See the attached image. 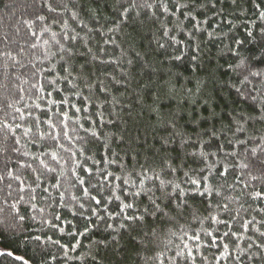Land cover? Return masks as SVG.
I'll return each instance as SVG.
<instances>
[{"label": "trees", "instance_id": "16d2710c", "mask_svg": "<svg viewBox=\"0 0 264 264\" xmlns=\"http://www.w3.org/2000/svg\"><path fill=\"white\" fill-rule=\"evenodd\" d=\"M262 13L264 0H0V264H264Z\"/></svg>", "mask_w": 264, "mask_h": 264}, {"label": "snow or ice", "instance_id": "6c2138e0", "mask_svg": "<svg viewBox=\"0 0 264 264\" xmlns=\"http://www.w3.org/2000/svg\"><path fill=\"white\" fill-rule=\"evenodd\" d=\"M133 6H135V5H133ZM144 7L151 9V8L153 7V5H152L151 3H145V4H144ZM177 7H179V6H177ZM164 10L167 11V8H165ZM127 11H128V9H125V12H127ZM186 15H191V14L188 13V14H186ZM261 15L264 16V13H262ZM164 35H165V36H169V33H168L167 30L164 31ZM65 38L67 39L68 37H65ZM72 39H75V37H72ZM170 39H171L173 42H177V41H176V37H174V36H173V37H170ZM160 46L163 47V45H160ZM179 58H180V57H176V59H179ZM193 59H195V57H193ZM236 67H237V68H244L245 70H247V69L249 68V65L247 64V62H246L245 60H241L240 63H239L238 65H236ZM249 75L252 76V77H259V76L261 75V73L258 72V71H249ZM244 79H245V80H248V77L245 76ZM242 82H243V81H242ZM102 90H103V89H102ZM253 98H254V97H253ZM72 107H75V105H72ZM77 110L79 111V109H77ZM49 123H50V121H49ZM238 130H240V129H238ZM29 131H30V129H25V130H24L25 135H27ZM64 135L67 136V132H65ZM51 139H52L53 141H55L57 138H56L55 136H53V137H51ZM241 143H243V142H241ZM255 151H256V149H252L253 154H255ZM52 159H53V160L56 159V153H52ZM40 163H41V165H44L45 168H47V165H45V162H44L43 160H41ZM77 166H80V165H77ZM83 170H84L85 172H90V171H91V170L88 169V168H83ZM49 171H55V169H49ZM227 172H228V166L225 167V169H224L223 172H220V175L223 176V175H225ZM186 175H187V174H186ZM104 179L107 180V177H104ZM146 179H150V177H148L146 174L141 175V178H140V184H141V185L144 184V182H145ZM156 179H159V177H156ZM202 179H203L204 181H206V180H207V177H202ZM252 179H255V177H252ZM80 182H81V183H84L83 180H81ZM129 183H130V181H129L128 179H125V180H124V184L127 185V184H129ZM161 183H163V181H161ZM190 183H191L192 185H195V186H196V190L198 191V190H199V187H200V185H201V179H195V178H194V179H191V180H190ZM93 187H95V186H93ZM176 187L179 188V185H176ZM83 191H84V194L87 195L89 190H88V188H85ZM212 191H213L212 189H210V188H208V187H205V188H204V191L201 192L200 195H201L202 197H203L205 194H207V195H212ZM139 194H140V193H136L135 195H139ZM216 194L219 195V193H216ZM252 196H253V198H264V192L256 191V192L252 193ZM61 198L63 199V193H61ZM21 199H23V197H21ZM72 199L75 200L76 197H72ZM91 199H92V200H95L96 204H98V205L101 203V201H100V200H97L96 197H91ZM115 199L120 200V197H119V196H116ZM13 207H15V206H13ZM81 207H83V205H81ZM132 207H133V205H132L131 203H127V204H126V203H123V202L121 201V204H120V210H121L122 212H123L125 209H129V208H132ZM158 207H159V205H157V208H158ZM92 214H93V215H96V211H95V209H93ZM19 219H20V220H23L24 217L21 216V217H19ZM56 219L59 220L60 217L57 216ZM127 219L131 220V219H133V217H127ZM211 219L213 220V222H216V223H226L225 221H218L217 218H216L215 216H212ZM233 219H235V218H233ZM121 226L123 227V225H121ZM108 227H112V225H108ZM244 227H245V229L248 227V222H247V221L245 222ZM205 234H206L207 236L211 237V243H212V245H216V244H217V236L213 235V233H211V232H206ZM185 235H187V234L185 233ZM227 235H228V233H225V236H227ZM232 235H236V234H235V233H232ZM189 239L194 240V241H199V240H200V235H199V233H197L196 235L191 236ZM223 247H224L225 249H227V248H228V245L225 244ZM185 251L187 252V256H188V257H191V256H192V250L189 248V245H188L187 243H185V244L183 245V248H182L180 251H177V252H176V257H175V258H179L181 255H183V254L185 253ZM5 254H6V255H9V256H12V255H13L12 252L0 253V255H5ZM161 255H162V254H161ZM223 255H227V252H221V256H223ZM175 258H174V259H175ZM15 259H17V260H23V257H15ZM217 259H219V258H217ZM24 264H28V261H24Z\"/></svg>", "mask_w": 264, "mask_h": 264}]
</instances>
